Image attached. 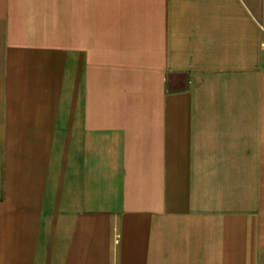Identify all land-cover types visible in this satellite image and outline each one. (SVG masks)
I'll return each instance as SVG.
<instances>
[{
	"label": "crops",
	"instance_id": "crops-1",
	"mask_svg": "<svg viewBox=\"0 0 264 264\" xmlns=\"http://www.w3.org/2000/svg\"><path fill=\"white\" fill-rule=\"evenodd\" d=\"M264 0H0V264H264Z\"/></svg>",
	"mask_w": 264,
	"mask_h": 264
},
{
	"label": "built area",
	"instance_id": "built-area-1",
	"mask_svg": "<svg viewBox=\"0 0 264 264\" xmlns=\"http://www.w3.org/2000/svg\"><path fill=\"white\" fill-rule=\"evenodd\" d=\"M261 51L264 53V41L261 44ZM263 65H264V59H263Z\"/></svg>",
	"mask_w": 264,
	"mask_h": 264
}]
</instances>
